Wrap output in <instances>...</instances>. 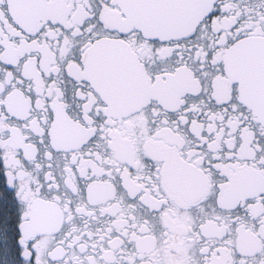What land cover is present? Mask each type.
<instances>
[{
  "label": "snow or ice",
  "instance_id": "1",
  "mask_svg": "<svg viewBox=\"0 0 264 264\" xmlns=\"http://www.w3.org/2000/svg\"><path fill=\"white\" fill-rule=\"evenodd\" d=\"M0 264H264V0H0Z\"/></svg>",
  "mask_w": 264,
  "mask_h": 264
}]
</instances>
